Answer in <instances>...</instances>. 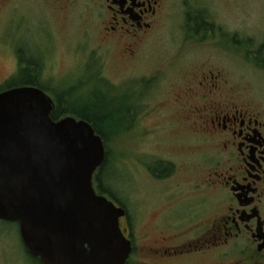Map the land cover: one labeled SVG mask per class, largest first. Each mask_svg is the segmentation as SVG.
<instances>
[{"label": "rangeland", "instance_id": "374dc122", "mask_svg": "<svg viewBox=\"0 0 264 264\" xmlns=\"http://www.w3.org/2000/svg\"><path fill=\"white\" fill-rule=\"evenodd\" d=\"M17 2L12 33L19 32L18 37L7 34V25L0 23V89L28 77L26 71L11 78L18 57L40 61L39 82L49 95L63 97V104L70 101L80 113L102 116L112 132L106 139L107 196L128 209L136 240L155 222V206L163 203L164 184L157 176L169 166L166 162L174 163L170 181L191 184L214 150L192 122L175 116V88L193 83H188V73L221 71L228 86L240 89L242 100L264 108V65L259 63H264V0H168L160 24L131 48L134 54L110 42L92 48L100 42L101 27L95 26L96 14L85 4L68 15L54 13L43 0ZM188 14L212 23L213 31L202 29L198 35ZM47 34L52 36L50 48L44 45ZM8 40H14L13 48L5 47ZM170 183L165 195L172 190ZM0 264H40L26 251L17 221L0 220Z\"/></svg>", "mask_w": 264, "mask_h": 264}, {"label": "flooded vegetation", "instance_id": "af4514ba", "mask_svg": "<svg viewBox=\"0 0 264 264\" xmlns=\"http://www.w3.org/2000/svg\"><path fill=\"white\" fill-rule=\"evenodd\" d=\"M43 1L54 13L68 15L75 7L80 9V3L85 4L96 14L95 26L101 27L97 35L100 42L92 48H103L110 42L132 54L131 48L151 36L168 8V0ZM17 4V0H0V23L7 25V34L18 37L19 32L12 33L19 13L16 15ZM25 18L22 15L21 21ZM51 37L47 34V48ZM13 41H6L5 47L13 48ZM18 41L19 38L14 48H18ZM18 60L11 78L26 71L31 77L35 66L32 59ZM252 62L256 64L258 59ZM188 78L192 84L175 88V116L192 122L194 131L214 148L213 153L206 159L202 174L194 177L191 184L170 181L174 163L166 162L169 166L157 176L164 184L159 198L163 203L155 206V222L142 230L137 240L133 218L122 206L126 214L120 218V226L132 245L125 264H264V108L253 100H242L240 89L228 86L221 71H197L188 73ZM169 181L174 184L170 194L165 195ZM26 251L29 253L27 248Z\"/></svg>", "mask_w": 264, "mask_h": 264}, {"label": "water", "instance_id": "95a60500", "mask_svg": "<svg viewBox=\"0 0 264 264\" xmlns=\"http://www.w3.org/2000/svg\"><path fill=\"white\" fill-rule=\"evenodd\" d=\"M56 107L38 86L0 91V220L19 222L43 264H125L126 210L94 184L104 139L85 119L54 120Z\"/></svg>", "mask_w": 264, "mask_h": 264}, {"label": "trees", "instance_id": "16d2710c", "mask_svg": "<svg viewBox=\"0 0 264 264\" xmlns=\"http://www.w3.org/2000/svg\"><path fill=\"white\" fill-rule=\"evenodd\" d=\"M189 18L188 20H194V23H196L195 26V31L197 32V34H201L200 31H202V29H205L206 31H213L214 29V25L212 23H209L207 21H205L204 18H201L200 15H195L194 17H191L188 14ZM235 39V38H234ZM234 43H237V39L233 40ZM261 48H264V44L261 45ZM34 66V74L30 76H28L25 80L23 81H19L18 83L14 82L12 84H8L6 87L0 89V91H3L4 89L10 88V87H14V86H26V85H30V86H38L40 88H42L43 90H45L47 92V88L45 86L42 85V83L39 82L40 80V71L42 68H40V64L38 62L33 61V65ZM40 69V70H39ZM62 99L63 97H59L58 95L55 96V101L57 103V107L55 109V111L52 113V118L54 120H58L62 117H65L67 115H72L75 116L78 119H85L87 121H89L90 123L93 124L94 128L96 129V132L99 133L103 139L104 142L106 144V139L108 137V135H110L112 132L109 129V125L106 123L105 120H103L102 116H99V114H94V113H90L87 111L84 112H78L76 111V108L72 105H70V101H66L64 104L62 103ZM108 130H105V129ZM126 128V127H125ZM107 165V157L105 162L103 163V165L101 166V168L97 171V173L95 174L94 177V184L96 185V189L98 190L99 193L108 195L109 192V186L105 184L104 181V177L106 176V172H105V167Z\"/></svg>", "mask_w": 264, "mask_h": 264}]
</instances>
